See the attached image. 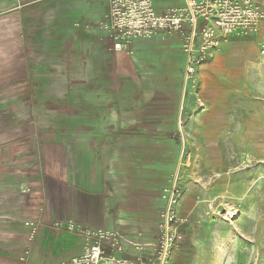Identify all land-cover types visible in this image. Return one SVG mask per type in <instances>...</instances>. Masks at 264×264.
<instances>
[{"label":"crops","instance_id":"obj_1","mask_svg":"<svg viewBox=\"0 0 264 264\" xmlns=\"http://www.w3.org/2000/svg\"><path fill=\"white\" fill-rule=\"evenodd\" d=\"M54 1L5 0L4 6L13 4L8 12L24 13ZM152 2L159 15L183 6L182 0ZM70 8L84 19L81 29L80 23L74 25V47L68 49L65 41L62 50L66 60L78 55L82 71L68 78L64 89L70 103L75 101L69 106L68 129L10 140L15 123L29 120L22 114L0 128V264H57L80 254V238L48 228L68 221L114 230L129 255L137 254L132 245L138 243L142 258L151 257L160 193L177 163L182 135L193 165L182 183V241L170 264L185 238L213 221L212 208L235 209L233 221L216 222L235 236L256 239L257 232H264V168L245 163L264 160V60L254 50L259 34L231 37L200 68L191 89L183 81L186 59L178 36L136 39L128 52H115L104 28L106 3L73 0ZM91 47L96 57L84 74ZM29 64L21 62L15 83L0 73V120L9 108L23 106L31 92L40 95L39 88L28 89ZM133 75L141 87L119 86ZM14 92L22 98L9 106ZM45 94L58 92L49 88ZM38 147L41 156L33 150ZM27 220L44 224L33 241L22 227ZM244 223L247 230L240 235Z\"/></svg>","mask_w":264,"mask_h":264},{"label":"rangeland","instance_id":"obj_2","mask_svg":"<svg viewBox=\"0 0 264 264\" xmlns=\"http://www.w3.org/2000/svg\"><path fill=\"white\" fill-rule=\"evenodd\" d=\"M4 1L0 0V69L3 68L0 73L7 77L8 81L12 79L10 82L15 83L21 76V62L26 59L30 63L28 89L39 88L41 93L33 96L31 92L27 100L23 101V106L21 104L9 108L10 112L6 118L0 120V128L5 124H13L12 121L16 122L17 115L22 114L23 118L28 117L29 120L22 119L15 123L10 140L20 136L29 137L37 132L51 135L60 128L68 129L69 106L75 104V101L70 103V96L64 89L68 87V78H73L76 73L81 74L82 71L78 55L74 60H66L62 50L65 41L69 42L68 49L74 47L78 40L74 33L76 29L74 25L84 18L70 8L73 0H57L44 3L45 5L40 3L39 6L25 10L24 13L8 12L14 5L4 6ZM81 26L82 23L79 29ZM81 38L85 40L87 34H82ZM260 45L264 46V27L254 45L255 53L264 60V56L259 54ZM94 52L95 49L91 47L84 74L87 70L88 74L91 72L92 59L96 57ZM9 66L11 70H7ZM128 78L125 76L121 82L119 81V86L126 89L141 87V82L136 76L133 75L134 79ZM14 88H17V85ZM49 88L56 89L58 94L53 96L45 94ZM20 97L19 92L9 96L12 98L8 102L9 106L20 101ZM4 98L5 96L1 99ZM33 150L39 152L41 156L40 147ZM45 160L46 153L43 156V161ZM246 160L245 164L248 167L264 168V160L255 158ZM237 215L235 209L212 208L210 218L209 216L206 218L213 221L204 223L203 227L192 232V236L185 238L182 250L176 254L172 264H264V232H257L256 239L248 241L239 234L235 236L226 224L216 222L218 219L233 221ZM22 227L26 229L23 225ZM246 228L247 225L244 223L239 229L240 235L245 233Z\"/></svg>","mask_w":264,"mask_h":264},{"label":"built area","instance_id":"obj_3","mask_svg":"<svg viewBox=\"0 0 264 264\" xmlns=\"http://www.w3.org/2000/svg\"><path fill=\"white\" fill-rule=\"evenodd\" d=\"M102 1L108 9L104 28L109 32L115 52H128L131 41L136 39L178 36L186 59L183 81L191 89L197 85L200 68L231 37L257 35L264 27L262 0H182V7L168 9L161 15L156 13L152 0ZM259 54L264 56L262 45ZM192 161L182 135L177 163L160 193L158 238L151 257L142 258L143 247L138 243L132 245L137 254L129 255L114 230L86 228L68 221L50 224L48 228L80 238L82 251L57 264H170L182 241L184 219L179 214V205L182 183L192 170ZM24 192L29 194L30 190ZM23 226L28 231V240L33 241L44 224L27 220Z\"/></svg>","mask_w":264,"mask_h":264}]
</instances>
